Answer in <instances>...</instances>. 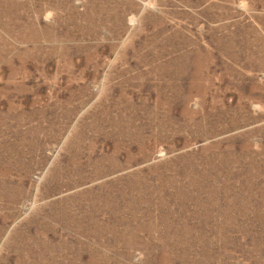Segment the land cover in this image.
Masks as SVG:
<instances>
[{
	"label": "rangeland",
	"instance_id": "374dc122",
	"mask_svg": "<svg viewBox=\"0 0 264 264\" xmlns=\"http://www.w3.org/2000/svg\"><path fill=\"white\" fill-rule=\"evenodd\" d=\"M0 264H264V0H0Z\"/></svg>",
	"mask_w": 264,
	"mask_h": 264
}]
</instances>
